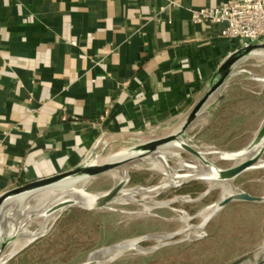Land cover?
Wrapping results in <instances>:
<instances>
[{
    "label": "crops",
    "instance_id": "crops-1",
    "mask_svg": "<svg viewBox=\"0 0 264 264\" xmlns=\"http://www.w3.org/2000/svg\"><path fill=\"white\" fill-rule=\"evenodd\" d=\"M225 1L0 0V194L78 166L101 140L181 122L240 47L191 20ZM263 94L243 106L254 134Z\"/></svg>",
    "mask_w": 264,
    "mask_h": 264
},
{
    "label": "rangeland",
    "instance_id": "rangeland-1",
    "mask_svg": "<svg viewBox=\"0 0 264 264\" xmlns=\"http://www.w3.org/2000/svg\"><path fill=\"white\" fill-rule=\"evenodd\" d=\"M239 69L243 71L234 77L236 83L222 89L230 94L228 99L212 114L199 115L182 136L221 169L241 160L222 154L242 149L254 136L255 118L243 106L252 104L246 101L251 98L248 89L257 90L264 84V56L248 57ZM249 77L259 82L252 83ZM261 98L262 112L264 94ZM179 124L101 143L86 161L135 149L145 140L172 133ZM145 157L128 169L129 180L121 189L126 193L104 207H83L82 197L79 205L76 202L45 217L43 211L61 198V192L50 190L30 195L24 201L27 204H7L1 215L0 241L17 233L26 242L11 252L16 244L13 240L2 252L0 264H83L91 258L98 259L95 264H228L242 256L254 261L264 245V200L231 201L203 227L200 224L207 208L236 190L264 197V167L242 172L226 187L196 174L199 159L185 150L163 149ZM116 169L75 186L103 193L120 180ZM134 239H140L135 247H115Z\"/></svg>",
    "mask_w": 264,
    "mask_h": 264
},
{
    "label": "water",
    "instance_id": "water-1",
    "mask_svg": "<svg viewBox=\"0 0 264 264\" xmlns=\"http://www.w3.org/2000/svg\"><path fill=\"white\" fill-rule=\"evenodd\" d=\"M252 55H261L264 56V40L259 38L257 40H253L249 42L247 45L239 47L238 49L234 50L231 54H229L220 64L218 67L217 72L211 79V84L204 94V96L193 106L189 114L184 117L178 128L174 130L172 133L151 138L141 142L140 144L134 146L135 149H130L134 151H138L140 153L139 158H144L147 154L153 153L158 148L166 145L167 143L181 139V148L199 160H203L206 164H211L212 162L208 161L203 153L189 144L186 140L182 139L183 134L185 133V129L190 126L199 115H202L203 112L210 110L215 103L221 99L222 97V89L226 86L227 80L235 75L243 71L242 69H235L238 64L248 57ZM258 79V78H257ZM264 81V80H263ZM215 96V99L211 102L209 100ZM139 133V132H138ZM102 144H105V140L99 141ZM97 146V145H96ZM95 146V148H96ZM94 148V149H95ZM93 149V150H94ZM93 150L86 156V158L76 167L52 174L49 176H45L42 178H37L31 180L25 184L18 185L12 187L8 190H5L0 194V234H1V215L3 212V208L9 204L10 200L18 195L27 194L28 197L32 194H35L40 191L48 190L55 184L59 183L60 181L73 176L78 175H86L88 177L101 174L103 172L112 170L117 168L125 163H127V158L113 160V161H104V162H94L90 164L92 161H96V159L87 162V158L91 155ZM264 153V119L259 126L257 132L254 134L251 141L242 149L227 153L230 154L228 158H240L241 160L237 163L227 167V168H218V173L216 180L217 181H232L235 177H237L242 172L257 168V167H264V164L259 165L261 162V157ZM129 180V175L125 179H120L114 186H112L109 190L100 193L99 196L96 197V200L88 205L86 208L88 209H96L104 207L105 205L111 203L115 198L121 195L122 187L127 183ZM86 193L87 192L84 188H82ZM94 194V193H91ZM27 197V198H28ZM238 200V201H245V202H260L264 200V197L252 195L243 190H236L228 195H226L222 200H220L216 205V211L227 205L229 202ZM73 203L67 200L56 201L51 206L47 208L48 214H51L59 209H62L67 206H71ZM47 217V216H46ZM17 233L12 234L9 237H5L0 241V257L4 249L15 239H17ZM135 244L133 246H127L126 242L117 244L115 247L120 248H131L137 246L140 239H134ZM98 259L91 258L87 262L83 264H95ZM264 262V245L262 246L259 255L254 257V261L250 262L247 260L246 256H242L228 264H263Z\"/></svg>",
    "mask_w": 264,
    "mask_h": 264
},
{
    "label": "bare ground",
    "instance_id": "bare-ground-1",
    "mask_svg": "<svg viewBox=\"0 0 264 264\" xmlns=\"http://www.w3.org/2000/svg\"><path fill=\"white\" fill-rule=\"evenodd\" d=\"M181 142H182L181 139L173 140V141L167 143L166 145L158 148V150H156L155 152L161 153V151L163 149H167V150H170L172 152L179 153L180 151L183 150L181 148ZM155 152H153V153H155ZM229 156H230V154H227V153L222 154V157H229ZM139 157H140V153L138 151L127 149V150L121 151V152L116 153V154H114L110 157H107V158L96 159V161H92V162H90V164H92L94 162L99 163V162H104V161H113V160H119V159L127 158V163L117 167L116 172H115L116 177H118L120 179H125L127 176V173H128V169L130 167L136 166L137 163L147 159L146 157H144V158H139ZM161 158L162 159L164 158L163 154H161ZM199 162H200V164L194 168V170H196V174H200L199 176L201 178L207 180L208 182H210V184L211 183H213V184L222 183V184L226 185V187H227V184L229 181H217L216 180L217 173H218V167L217 166H215L213 163L206 164L203 160H199ZM262 164H264V162L260 163L259 165H262ZM87 179H88V176H86V175H78V176L68 177V178L60 181L59 183L55 184L54 186H52L48 190L61 192V198L59 200H57V202L62 201V200H67V201H70L71 203H73L72 205H75L76 202H77L76 205H79V203L82 202L81 200L85 199V205L86 206H83V207H87L88 205H90L92 202H94L96 200L97 196H99V194L86 193L82 188L75 186L77 183L84 182ZM125 193L126 192H122L121 195H123ZM27 197H28L27 194L18 195L16 197L12 198L9 202L10 203L12 202V204H14L13 202H15V203L17 202V203L21 204L22 202H24L27 199ZM24 203H26V202H24ZM216 205H217V203L212 204L209 208H207L205 210V213L203 214V217H202L203 220L200 224V225H202V227L205 225L206 220L216 211ZM16 206H17V204H16ZM24 206H26V205L24 204ZM60 210L61 209H59L55 212H58ZM55 212H53V213H55ZM53 213L48 214L47 209H45L43 211V215L45 217L46 216L49 217V216L53 215ZM14 242H16V244L12 248L11 252H15L19 248L24 246L26 240L20 239L19 241L16 240ZM126 243H127V246H133L135 244V240H130V241H127ZM258 255H255V256H258Z\"/></svg>",
    "mask_w": 264,
    "mask_h": 264
},
{
    "label": "built area",
    "instance_id": "built-area-1",
    "mask_svg": "<svg viewBox=\"0 0 264 264\" xmlns=\"http://www.w3.org/2000/svg\"><path fill=\"white\" fill-rule=\"evenodd\" d=\"M191 20L207 25L221 24L220 36L236 39L239 46L264 40V0H227L193 10Z\"/></svg>",
    "mask_w": 264,
    "mask_h": 264
}]
</instances>
